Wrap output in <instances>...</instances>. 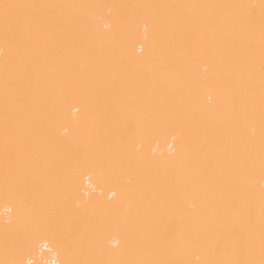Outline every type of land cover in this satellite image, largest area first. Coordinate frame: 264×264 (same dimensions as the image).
<instances>
[{
  "label": "bare ground",
  "instance_id": "1",
  "mask_svg": "<svg viewBox=\"0 0 264 264\" xmlns=\"http://www.w3.org/2000/svg\"><path fill=\"white\" fill-rule=\"evenodd\" d=\"M3 3L0 260H259L261 0Z\"/></svg>",
  "mask_w": 264,
  "mask_h": 264
},
{
  "label": "snow or ice",
  "instance_id": "2",
  "mask_svg": "<svg viewBox=\"0 0 264 264\" xmlns=\"http://www.w3.org/2000/svg\"><path fill=\"white\" fill-rule=\"evenodd\" d=\"M22 7H30V6H25V5H14V4H8V3H3L0 4V9H2L3 11V21L5 24V28L7 29L9 27V25L14 21V17L11 14V10L13 9H18V8H22ZM243 7H248L251 9H254L256 6L255 5H251V6H243ZM260 9H261V24L262 27H264V0H261V3L259 5ZM249 15L251 16L252 13L250 12ZM19 244H23L24 241L20 240L18 242ZM0 264H21L20 261H16V260H9V259H5V260H0ZM63 264H82L81 261L69 256L64 262ZM142 264H155V262H142ZM230 264H264V236H262V240H261V245H260V259L256 260V259H249V260H245L242 262H230Z\"/></svg>",
  "mask_w": 264,
  "mask_h": 264
}]
</instances>
